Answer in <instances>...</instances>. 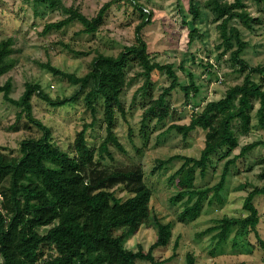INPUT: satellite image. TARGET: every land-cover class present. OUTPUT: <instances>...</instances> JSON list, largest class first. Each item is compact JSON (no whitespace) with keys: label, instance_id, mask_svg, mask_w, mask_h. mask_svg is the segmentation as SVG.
<instances>
[{"label":"trees","instance_id":"1","mask_svg":"<svg viewBox=\"0 0 264 264\" xmlns=\"http://www.w3.org/2000/svg\"><path fill=\"white\" fill-rule=\"evenodd\" d=\"M35 4L47 6L50 10H60L65 16L55 21L45 22L42 34L59 30L73 21L82 25L80 32L94 33L104 22L106 12L114 4L130 3L140 11L141 21L135 27V42L125 45L117 54L98 52L92 58L89 70L78 75L52 64L40 65L52 74L61 76L78 88L68 96L52 97L40 83L27 81L20 97L11 95L12 80L0 83L3 98L20 108L18 116L26 115L42 131L38 137L20 141L19 154L0 149V259L3 264H137L138 259L160 264L153 250L167 245L172 235V223L161 221L154 215L157 226L156 240L149 249L142 245L138 249L127 248L125 242L141 225L147 223L151 215L150 200L152 189L145 181V169L141 163L106 166V157L114 159L110 146L118 150L126 149L116 134V117L119 112L126 117L122 93L129 84V65L140 69L133 78L143 77V84L137 89L144 96L150 94L155 70L164 72L170 80L158 97H151L144 106L142 124L150 118L163 120L170 113L167 96L180 87L186 96L190 90L197 91L193 80L184 85L172 63H160L151 58L148 43L143 36V28L152 22V11H144L140 0H108L89 17L73 5L67 6L62 0H32ZM197 0H189L192 19L200 16ZM247 0H206L205 6L217 22L220 43L217 45L230 50L232 59L245 72L243 81L226 89L219 99L210 100L198 110L192 111L188 123H172L169 129H176L184 137L197 128L205 131V144L199 157L173 154L166 159H158L157 168L173 159H181L180 167L169 177L176 183L178 191L171 197L179 201L186 197L187 204L179 214V220L196 219L203 207L204 199L213 193L220 194L230 172L231 163L260 144L258 139L241 146L240 151L224 165L220 180L204 187L195 185L196 173L204 175L210 165L212 155H225L240 144V135L251 129L252 111L256 109L259 126L264 129V88L251 74L264 75V64L251 65L242 53L247 41L241 29L232 21L239 19L245 27L260 22L247 9ZM264 6V0H254ZM196 29L189 32L190 40ZM236 47L233 48V46ZM14 38L0 39V75L11 70L16 60L13 57ZM223 51V52H224ZM81 53V51H76ZM222 53H220L221 55ZM84 92L85 104L96 120L98 102L103 103L102 122L106 135L98 149L88 142V126L84 124L70 143L63 149L53 139L51 128L33 115L32 97L37 94L53 106L64 105ZM134 93V98L136 96ZM256 100L259 105L256 107ZM264 176V173H262ZM120 188L128 193L117 194ZM264 194V184L255 186L247 193L243 207L247 213L242 216H224L214 225L200 231L198 235L212 233L216 244L225 241L236 227L235 236L253 232L264 249V238L258 228L261 215L254 198ZM51 225L46 232L40 228ZM178 247V241L174 249ZM176 251L167 259L172 258ZM165 260V259H164ZM187 264H195L192 253H187ZM214 264H219L215 262ZM242 264V263H240Z\"/></svg>","mask_w":264,"mask_h":264},{"label":"rangeland","instance_id":"2","mask_svg":"<svg viewBox=\"0 0 264 264\" xmlns=\"http://www.w3.org/2000/svg\"><path fill=\"white\" fill-rule=\"evenodd\" d=\"M62 1L92 17L108 0ZM140 1L144 4L145 12L153 13L152 22L143 28L151 58L160 63H172L179 82L187 85L193 80L197 91L190 90L186 96L180 87L172 90L167 96L170 107L168 116L163 120L150 118L143 125L144 106L151 97H158L170 80L164 72L155 70L150 94L144 96L141 90L136 92L143 84V77L133 78L140 67L136 64L128 66L127 77L130 82L121 95L126 117L118 112L115 127L126 151L122 152L111 145L114 159L106 157L102 163L110 167L141 163L145 169V181L152 189V196L149 221L129 236L125 245L135 250L140 245L149 249L157 237L153 217L156 215L161 221L172 223L170 242L153 250L160 264H187V253L193 254L195 264H264V249L253 232L235 236L234 227L228 238L220 244H216L213 237L215 232L198 235L224 216H242L247 213L243 207L247 193L253 187L264 184V144L256 146L231 163L224 188L218 197L210 193L204 199L202 210L194 220H179V214L187 204L186 197L179 201L171 200L178 188L169 177L183 160L173 159L152 172L158 159H166L173 154L200 156L205 144V131L202 128H197L184 137L178 130L169 129V126L172 123H188L193 113L190 104L201 107L210 100L219 99L227 88L243 81L245 72L239 70L230 50L218 48L220 40L217 22L205 6L206 0L196 1L200 7V16L196 20L192 19L189 11V0ZM246 3L247 9L253 16L259 17L260 22L254 23L250 28L245 27L239 19H234L232 23L241 29V34L247 41L243 58L251 65L264 64V6L254 0H247ZM64 16L62 11L50 10L32 0H0V39L9 36L14 38L13 57L16 60L11 70L0 75V83L12 80L13 97L21 96L27 81L40 83L52 97L71 95L78 86L52 74L40 62L50 61L63 70L83 75L89 70L96 53L117 54L125 45L134 43L135 27L142 19L140 11L130 3L114 4L106 12L99 30L94 33L80 32L81 23L73 21L62 29L42 34L45 22ZM192 29L196 31L190 40L189 32ZM251 76L264 88V75L253 73ZM32 103L33 115L51 128L54 141L63 149H68L77 132L84 124L90 125L92 121L95 124L87 129L89 144L98 149L106 135L105 124L102 122V100L98 102L96 120H93L94 116L85 104L84 92L64 105L53 106L37 94L33 95ZM258 105L256 100V107ZM19 110V107L6 101L0 93V149L13 154L20 153L22 139L38 137L42 132L26 115L18 116ZM255 110L252 111V129L248 134L240 135L239 146L228 155L224 154L226 148L223 152L212 155L204 175L197 171V187L216 184L226 161L238 154L242 145L264 139V129L259 126ZM117 194L128 196L120 188L117 189ZM254 202L261 215L258 228L264 238V194L256 196ZM50 227L51 225L43 226L40 231L46 232ZM176 241L178 247L175 250ZM174 251L176 254L167 259ZM0 264H3L2 259ZM137 264L151 262L138 259Z\"/></svg>","mask_w":264,"mask_h":264},{"label":"built area","instance_id":"3","mask_svg":"<svg viewBox=\"0 0 264 264\" xmlns=\"http://www.w3.org/2000/svg\"><path fill=\"white\" fill-rule=\"evenodd\" d=\"M192 104H190V107L192 108V111H196L198 110L200 107L199 106H193Z\"/></svg>","mask_w":264,"mask_h":264}]
</instances>
